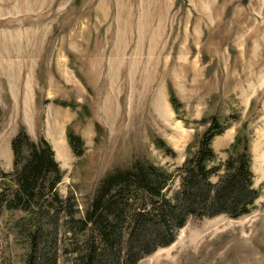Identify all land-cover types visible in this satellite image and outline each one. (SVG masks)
<instances>
[{
  "label": "rangeland",
  "instance_id": "obj_1",
  "mask_svg": "<svg viewBox=\"0 0 264 264\" xmlns=\"http://www.w3.org/2000/svg\"><path fill=\"white\" fill-rule=\"evenodd\" d=\"M211 116L227 125L211 140L215 165L238 131L248 135L259 197L237 218L188 217L170 244L134 264H264V0H0V168L12 171L10 142L21 127L43 136L74 219L108 175L135 164L170 173L171 197L186 146ZM68 126L83 142L80 156ZM51 214L35 236L32 222L17 235L14 220L28 215L2 203L0 264H81L89 237L106 252L95 264H133L128 220L109 243L97 228L71 233L62 210Z\"/></svg>",
  "mask_w": 264,
  "mask_h": 264
},
{
  "label": "trees",
  "instance_id": "obj_2",
  "mask_svg": "<svg viewBox=\"0 0 264 264\" xmlns=\"http://www.w3.org/2000/svg\"><path fill=\"white\" fill-rule=\"evenodd\" d=\"M169 100L177 110L180 103L172 91L169 92ZM61 104L75 107L66 102ZM203 120L207 124L205 129L186 146L184 160L178 168L179 190L171 197L166 194L170 173L151 164H135L130 169L108 175L101 182L90 208L83 218L78 219L73 217L72 195L61 198L57 191L62 171L50 143L43 136L33 140L21 127L10 142L12 171L5 172L0 168V206L4 203L8 210L27 213L29 219L21 217L13 222L17 235L22 234L25 222H32L35 236L40 229V220H49L52 211L62 210L69 220L66 225L71 233L97 228L105 241L111 242L108 235L111 233L119 242L117 226L122 220H128L126 259L130 257L134 264L140 256L151 253L158 246L170 244L174 232L185 225L188 217L225 214L237 218L247 214L259 197V191L253 187L248 135L243 130L238 131L225 150V160L215 165L216 153L211 140L227 125L216 116ZM66 140L76 156L83 153L81 138L69 126ZM213 176L215 181L211 179ZM143 194L147 203L144 201L140 208L135 209L138 197ZM90 238L89 245L79 255L81 264H95L106 256L105 251L96 250ZM111 254L115 256L116 252Z\"/></svg>",
  "mask_w": 264,
  "mask_h": 264
}]
</instances>
